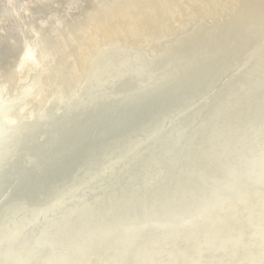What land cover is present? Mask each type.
<instances>
[{"label":"rangeland","instance_id":"374dc122","mask_svg":"<svg viewBox=\"0 0 264 264\" xmlns=\"http://www.w3.org/2000/svg\"><path fill=\"white\" fill-rule=\"evenodd\" d=\"M36 1L39 2L38 0H0V70H2L0 71V97L3 99L7 97L9 102H11V99L14 102L10 103L11 114L16 109L20 108L21 105H28L27 109L20 112L22 114L25 113L21 120L25 117L27 118L23 119L21 122L17 119L20 127H15L17 130H15L16 135L11 141L15 153L11 151V153H9L11 156L9 155L10 157H7V161L4 160L5 158L0 160V165L6 164V166H0V170H3L0 173V203L2 202L0 204V264H19L20 261V263L23 264H164L166 259L163 261L159 253L171 250L176 251L177 247L193 241V238L204 230V225H200L197 229H193L188 227L189 224L213 209V205L215 206L219 203V200L226 198L220 202L230 201L240 196L237 202L241 201L242 205L239 209L237 208V212L241 213L248 211L256 201L260 202L257 211H263L264 194L262 191H264V189L262 191L255 190V192H253L252 187L256 182L252 179L257 177V173H259L261 169H264V85L261 83L264 79H262L260 85L255 88L249 89L246 92L243 90V93L239 94L241 96L234 101L235 103L233 105L230 104L232 102L230 101L223 111L216 114L214 112L215 110H213V106L219 104V96L226 88L222 90L221 86H212L213 88H217L215 92L216 88L213 89L209 87V82L213 81V78L216 76L218 77L217 79L223 78L222 76L226 75L227 71H230L231 68L243 58L245 51L254 46L255 43L253 39L255 40L256 38H254V36L252 37V35L256 32L257 28H259L258 25L256 27L255 23H245L247 22L246 20L243 23L245 27L242 29L243 34L240 32L241 30L237 31L238 34L237 32L235 33V27L232 22H236V16L242 14L236 11L229 14L224 13L223 15L215 14L210 18H206L201 12L195 17L192 15L194 17L193 21L186 26H182L184 24L182 19L194 13L195 8L192 6L190 8L191 13L185 10L183 14H179L176 18L168 19V17H166L164 22H160V26L165 25V23L171 24V30L173 31L167 34V36L159 38L161 36L162 27L159 29L156 28L157 30L150 35L144 36L145 43L140 48L141 50L135 48L137 47L136 45H138L134 41L137 37L129 35H126V37L117 36L114 39L115 41L108 45L105 41H112L113 39L103 34L100 39L101 45L95 51L90 65H88L87 68H81L76 82L71 84V87L68 85L67 88H65L64 84L61 83L62 78L60 74H64L63 72L65 69H68L69 62L64 65V69L59 70L60 73H57V77L53 75L55 71L57 72V70H54L57 63L69 58L72 59L74 56L76 58V55H72L73 53H69V55L63 54L64 56H59L56 53V51L58 52L55 47L56 42H58V38L64 33L61 32L65 29L64 27L66 25L64 24H68V20L71 21L78 17L81 20H77L78 18L74 19V22L72 21V26L77 24L81 26V24L84 23L81 22L83 21L82 19L85 18L83 16H86L87 13H93L95 10H97L98 13L100 12V15L96 14L99 17V21L105 22V18L103 19L105 14L104 7H107L108 3L114 6L117 4L115 0H73L74 2H72V5H69L70 0H41L39 3L41 9L34 12L33 8L37 3ZM221 1L220 4H223L224 0ZM94 2L96 4H93ZM97 2L100 5L102 4L101 7H103L100 8ZM119 2L120 0L118 4ZM133 2L138 1L132 0V3ZM172 2L174 5H188V0H173ZM132 3L128 5L127 8L121 9L122 13H115L114 15H118H116V19L115 16L112 15V17L106 21V30L107 28L108 30L119 28V32L122 30L124 31L123 28L128 23V18L134 14L137 16L138 9H140L135 7V3ZM147 3L149 5H147ZM155 8L156 3L154 1L144 4L146 12L151 11L152 15ZM102 9L103 12L101 11ZM144 16L140 17L139 23L143 20L142 18ZM53 17H58L60 20L65 18L67 22L65 19L64 21L59 20L60 24H58L60 26L57 25L58 28L56 27L54 32L49 31L52 35L47 38L44 37L45 40L43 41L42 38L45 35V31L49 30L47 29V27H49L48 25H50L48 20ZM148 18L151 17L146 16V19ZM76 20L78 22L77 24ZM40 24L44 25V27L40 29L39 34L34 35L30 29H32V27H38ZM191 26L193 27L191 28ZM74 27L76 26H73V28ZM246 29L247 31H253L250 29H254V31L250 32V39L243 43L244 46H241L240 43L244 40V31ZM93 31L94 29H92L91 32ZM97 31L99 32V29H96V32ZM59 32L62 34L60 35ZM42 33L44 34L43 36ZM79 33L80 32L77 34ZM94 33L95 31L91 35H95ZM182 33L184 36L181 35ZM72 36H74L73 33ZM30 37H32V39ZM234 37L236 38L234 39ZM78 38H80V34ZM119 38H124L125 43H117L116 39ZM36 39L42 40L43 45H45V43L48 45L46 44L45 48L43 47L41 50L40 45H36L39 44ZM55 40V45H53V41ZM88 40H90V35H87L85 38L81 37L80 43L77 41L76 44L79 46L81 42L84 41L85 46V44H88ZM154 40H157L159 43L157 45H150ZM33 41L34 44L32 43ZM65 42V44H63L69 49V46H67L69 45L68 41ZM115 42L117 46L116 44L114 45ZM29 43L31 47H29ZM51 44L54 49H56L54 52L56 54L52 52L51 54H53V56L50 54L48 57L52 60L44 62V65H36L37 68H35L32 62L33 59L31 58L38 60V57L35 58L37 54L39 52L44 53L43 50L47 48L51 49ZM163 44L165 45L163 46ZM34 45L35 47L37 46V48H35ZM238 45L239 47H237ZM109 46H111V49H109L110 51H105L104 49ZM38 48L39 50H37ZM28 50H32L33 52L29 54ZM234 50H236V52ZM37 51L39 52L37 53ZM157 52L159 53L158 55ZM21 53L23 54L22 56H20ZM261 54H263V52H261ZM213 55L215 58L211 57ZM60 57L64 58L61 59ZM204 58L207 59V61H205ZM17 60L22 64L17 62ZM57 60L58 62H56ZM209 60L211 62H209ZM125 62H128L127 66L129 71L116 80L113 77L118 73V69L122 68L121 66ZM143 64H145V69L141 70L139 73L133 71L136 65ZM170 65H172V67L163 78L165 80L161 79L158 81L161 83L157 85L158 90L155 89L147 98L140 99V93L142 92L137 91V77H140L141 74H147V72L157 71L160 73L166 66ZM211 65H213L212 68ZM16 66L17 69H14ZM202 66L206 67L204 68ZM19 67L20 70H18ZM186 67L188 69H186ZM197 67L199 70H197ZM12 69L15 71H12ZM3 71L4 74H2ZM7 71L10 72V74ZM95 72L102 73L97 77L95 76V80H93L92 83L89 84L90 87L87 88V78ZM239 72H242V70ZM6 73L9 74V76ZM181 73L185 80L182 79L183 76ZM221 74L224 75L221 76ZM13 75H16V80ZM176 76L179 77L177 78ZM170 77L171 79L168 80ZM173 79L174 81L171 82ZM223 80L224 79H222V81ZM31 81L32 87H30ZM165 81L167 84L163 83ZM150 83H152V81ZM164 84L167 88L163 86ZM22 85H28L27 89H29V87L30 89H24ZM120 87H122V89ZM219 87H221L220 90L218 89ZM21 88L23 89L21 90ZM38 88L44 91L42 95L37 94ZM211 88L214 92L211 90L210 93ZM23 90L24 93L26 92V96ZM201 90L204 91L205 95H202L203 91L201 92ZM6 92H8L9 97L6 95ZM206 93H208L207 96ZM60 94L66 97L59 100ZM197 94L198 97L196 96ZM199 96H201V98ZM196 98L198 101L195 100ZM202 98L204 102L201 100ZM33 101L38 102L35 107H32ZM194 101H196L197 104ZM198 102H201V104L199 105ZM15 105H17L16 108ZM190 105H192V108ZM155 106L158 107L154 108ZM30 107H32V109H30ZM146 107L150 108L147 110ZM188 107H190V109ZM137 108H142L140 109L142 111L138 110V112ZM30 111L32 112V117L28 115ZM127 112L130 113L131 116ZM176 113L178 114L177 116ZM135 115L136 118H133ZM140 115L141 119L139 118ZM120 116L122 118H120ZM171 116L174 117L172 118ZM113 118L117 119L115 120ZM130 119H132V121H130ZM109 121L111 124L115 122L113 123L114 126L113 124L110 125ZM106 122L109 124L107 125ZM186 122H188V127L187 129H183L181 125ZM105 124L107 127L103 128ZM134 124H136V126H134ZM122 125H126L127 128L130 127L132 130ZM111 126L114 128H110ZM116 126H118V128ZM181 127L182 129H180ZM122 129L124 130L123 132ZM119 130L121 133H119ZM95 132L99 135H96V138ZM99 133L102 134L104 138ZM147 133H151L149 137L147 135L145 136ZM154 133L155 135H153ZM2 135L5 136L7 134L2 133ZM241 135H243V137ZM106 136L108 139H106ZM93 137L95 139H92ZM16 141L18 144H15ZM105 141L108 143L105 144ZM6 142L7 141H5V143ZM0 143L2 145L4 141L3 143L0 141ZM139 143H141V146H139ZM19 147L21 149H19ZM37 147L39 149H37ZM126 149H128V151ZM8 150L5 151L9 152ZM31 150L32 153L34 152L35 154H32ZM82 150L85 154L81 152ZM5 151H2L3 153L0 151V155L1 153L5 154ZM128 152L130 153L128 154ZM83 156L85 159L83 158V160H81ZM29 157L33 159L31 160ZM35 157L36 160L34 159ZM78 158L80 159L74 161V159ZM111 159L114 162L112 165L109 164V161L112 162ZM29 160L30 163L28 162ZM24 161L25 164H23ZM40 161L41 163L44 162L42 166L44 165L45 167L42 169V166H39L41 164H38ZM72 161L79 167H75V169V163H72ZM33 162L37 163V165ZM70 164L73 165L71 166ZM36 166L40 168L42 173L40 171L37 173L38 168H36ZM101 166H103V168ZM72 168L73 171H71ZM56 171L58 173L54 174ZM68 171H70V173ZM36 173L39 176L35 175ZM47 173L49 176H47ZM64 173L68 174L63 175ZM33 174L35 180L31 178ZM52 174H54V177ZM98 174H101V177ZM261 175L263 177H260V180L264 181V170ZM18 178L20 179L18 180ZM44 178L47 180H44ZM97 178L100 179L98 180ZM41 179H43V182ZM49 179H51V181H49ZM60 179L61 181L58 182ZM38 180L40 181L38 182ZM10 181L13 183V187ZM22 182H24L23 185L21 184ZM41 182L44 184L46 190L44 187H41ZM84 182L86 184L89 183L86 185ZM16 185H22L21 188L17 187L16 189L18 191V188H20L18 191L20 193L15 190L14 187H16ZM25 186L28 187V189L26 187L27 191H25ZM38 186L39 188L36 191ZM31 187L34 188L35 191ZM55 187L57 188L55 189ZM5 188L10 190L7 191ZM53 188L55 190H53ZM224 190L223 196L220 192ZM24 191L25 195H22ZM30 191L35 193H31ZM218 193L219 195H217ZM10 194L13 195L10 196ZM19 194L21 196H18ZM221 195L223 196L222 198L220 197ZM3 198H5V200H2ZM207 199H212V201ZM32 200H34V202H32ZM8 201L12 202L10 203ZM202 202L204 204H202ZM45 205H47V207ZM44 206L45 208H43ZM216 206L221 207L223 205ZM81 207H87L90 212L84 209L85 214L87 213L85 215ZM1 209L2 211L4 210L5 213L2 212ZM220 210H222V207L217 213H219ZM81 211L83 212L81 213ZM65 216L66 218L68 216L70 219L64 218ZM65 219L66 222H68L67 224H65ZM86 223H88V225ZM76 224H78V226ZM246 224L241 226L242 229H244V231L240 230L241 233H245L248 230H245V228L248 227V223ZM55 226L57 227L55 228ZM61 226H63V229L59 230ZM66 226L69 227V229ZM22 227L24 228L21 229ZM218 228L213 232H215L214 237H218V241H220L223 238V232L221 228ZM3 229L4 235L1 234V230L3 231ZM15 231H17V233H15ZM59 237L61 239H59ZM164 239H168L169 241H164ZM215 240H217V238ZM11 241L13 244H11ZM201 247L202 246L198 245L194 247L195 249H191L189 251L190 253L188 252L183 255L184 257L176 258L173 262H168L166 264H183L187 259L189 260L191 257L197 255L201 251ZM2 248H4V250H2ZM258 249L259 247L256 250L253 248V253L247 260H243L241 255H237L235 259L228 261L227 264H239L240 262H246V264H264V242L260 246V251L263 254L260 255L257 253ZM221 252L223 251H215L213 253V258L222 256ZM259 256H262V258L259 259Z\"/></svg>","mask_w":264,"mask_h":264},{"label":"bare ground","instance_id":"6f19581e","mask_svg":"<svg viewBox=\"0 0 264 264\" xmlns=\"http://www.w3.org/2000/svg\"><path fill=\"white\" fill-rule=\"evenodd\" d=\"M39 2H37L36 4H35V6H34V8H33V11L34 12H37L39 9H41V6L39 5V3L41 2V0H38ZM100 1V0H99ZM102 1V0H101ZM107 1V0H106ZM116 1V4L117 5H111V3L109 4L108 2V4H107V7L105 6L104 7V11H105V14H104V16H103V19L105 20V22H102V21H99V17H98V15H100V12L98 13L97 12V10H95L93 13L91 12V11H89V12H91V13H87L86 14V16L84 15L83 17H85L84 19H82L83 21H81V22H84L83 24H81V26L80 25H78L77 23V20H79L80 18H74V19H77L76 20V24L78 25V26H80V27H78L77 25H73V26H76V27H74L73 28V26H72V23L74 22L73 20H68V24H64V25H66L64 28V30L63 31H61V32H59V34L61 35H59L60 37L58 38V42H56V37H55V41H53V43L54 42H56V49L58 50V52L56 51V49H54V47L52 46V41H51V49L50 48H47L46 50H43L44 51V53H41V52H39V51H37V56L35 57V58H39L38 60H36V59H34V58H31V59H33L32 60V62L34 63L33 64V66H35V68H37L36 67V65H39V64H43L44 62H46V61H48V60H52V59H50V58H48L49 56H50V54L53 52H55L56 51V53H57V55H59V56H62L63 54H68L69 55V53L70 54H72L73 56L74 55H76V58H75V56L74 57H72V59L71 58H69V59H66V60H62L61 61V59L62 58H64V57H60L61 59H60V61L61 62H59V63H57V65L55 66V68H54V70H57V72L55 71H53L54 72V76H56L57 75V73L59 74L60 72H59V70L61 69H64L65 68V64L66 63H68L69 65H68V69L66 70L65 69V71L63 72L64 74H60V77L62 78V80H61V83H63L64 84V86H65V88H67V86L69 85L70 87H71V84H74L75 82H76V80H77V78L79 77V73H80V69L81 68H87V66L88 65H90V61H91V59H92V57L94 56V54H95V51L97 50V48L101 45L100 44V39L102 38V36H103V34H105V35H108L109 37H112L111 39H113L112 41H109V40H106L105 41V43L107 42V44L108 45H110V44H112V42H114L115 40V38L117 37V36H125L126 37V35H129V36H133V37H137L134 41L138 44V45H136L137 47H135V48H138V49H140L141 47H142V45L145 43V39H144V36H147V35H150L152 32H154L155 30H157V29H159V28H161L162 27V30H161V36L159 37V38H161V37H164V36H167V34H169V33H171L173 30H171V24L169 25V24H166L165 23V25H163L164 26V28H163V26H160V22H164V20L166 19V17H168V19L169 18H176V17H178V15L179 14H183L184 12H185V10H188V12L190 11V13H191V10H190V8L193 6L195 9H194V13L193 14H188L189 16L187 17V18H183L182 20V22L184 23H182L183 25L182 26H186L187 24H189L191 21H193V19H194V17L196 16V15H198L199 13H203L204 14V16L206 17V18H210L211 16H213V15H215V14H229V13H234V12H236V11H238V12H241L242 14H238L237 16H236V18H237V21L235 22H232V24L234 25V27H235V33L237 32V31H239V30H241L240 32H242V29H244L245 27H244V21H246L247 20V22H245V23H251V24H253V23H255L256 24V27H257V25H258V27L259 28H257V30H256V28H255V30H256V32H254L253 33V35H252V37L254 36V38H256L255 40L253 39V41H254V46L253 47H251L249 50H247V51H245V53H244V56H243V58L241 59V60H239V62H237L234 66H233V68H231V70L230 71H227V73H226V75H224V74H221V76L222 75H224V76H222L223 78H219V79H217L218 77L216 76L215 78H213V81H208L209 82V87H212V86H221L222 87V90H225L224 88H226V90L225 91H223V93L219 96V99H218V102H219V104H217V105H215V106H213L214 107V109L213 110H215L214 112H215V114L216 113H218V112H220V111H223L224 109H225V106L230 102V101H232L230 104H234L235 102V100H237L241 95H239V94H242L243 93V90L246 92V91H248L249 89H252V88H255L256 86H258V85H260V81H262V79H264V0H224V3L223 4H220L222 1L221 0H188V5H184V6H182V4H181V6L180 5H177V4H173V0H133V1H138V2H133L132 3V0H120V2H119V4H118V1L119 0H115ZM150 1H154L155 3H156V8L153 10V15H152V12L150 11V12H146V10L144 9V4L146 3V2H150ZM72 2H74L73 0H70L69 1V5H72ZM140 2V3H139ZM180 2V1H179ZM182 2H186V1H182ZM113 3V2H112ZM131 3L132 4H134L135 3V7H137V8H140V9H138L139 11H138V14H137V16H135L136 14H134L133 16H131V17H129L128 18V23L125 25V27L123 28L124 29V31L122 30L121 32H119V28H116V29H109L108 30V28H107V30H106V21L107 20H109L111 17H112V15H114L115 13H118V12H121V9H124L125 7L127 8V6L128 5H131ZM93 4H96L95 2L93 3ZM97 4H99L98 2H97ZM105 4V3H104ZM40 7H39V6ZM100 5V4H99ZM99 5H96V6H99ZM102 5V4H101ZM101 5H100V8H102L101 7ZM119 5V6H118ZM147 5H149L148 3H147ZM118 7H121V8H118ZM92 9V8H91ZM97 9H98V7H97ZM61 10V9H60ZM93 11V10H92ZM102 12H103V9L101 10ZM123 11H125V10H123ZM155 11V12H154ZM15 13V12H14ZM122 13V12H121ZM96 14H98V15H96ZM102 14V13H101ZM144 14H145V16H144ZM151 14V15H150ZM117 15V14H116ZM116 15H114L115 16V19H116ZM120 15V14H119ZM123 15H125V14H123ZM194 17H193V16ZM18 16V15H17ZM62 16V15H61ZM71 16V15H70ZM118 16V15H117ZM142 16H144L142 19L143 20H141V22L139 23V20H140V17H142ZM146 16H148V17H151V18H148V19H146ZM226 16V15H225ZM229 16V15H228ZM234 16H235V14H234ZM25 17V16H24ZM81 17H82V15H81ZM214 18V17H213ZM226 18H228V17H226ZM235 18V19H236ZM64 19L65 18H62L61 20H63L64 21ZM102 19V18H101ZM145 19V20H144ZM59 18L58 17H53L52 19L50 18L49 20H48V22L50 23V25H48L49 27H47V29H49V30H46L45 31V35L42 33V36H43V38L41 37V36H39V37H41L42 38V40L44 41L45 40V38H47L48 36L50 37L51 35H52V33H50L49 31H51V32H54V30L56 29V27L58 28V26L57 25H59L60 24V22H59ZM60 20V21H61ZM81 20V19H80ZM163 20V21H162ZM172 20V19H171ZM222 20V19H221ZM224 20H225V18H224ZM65 21H66V19H65ZM73 21V22H72ZM196 21H198V20H196ZM203 21V20H202ZM211 21V20H210ZM67 22V21H66ZM208 22V21H207ZM220 22V21H219ZM59 23V24H58ZM63 23V22H62ZM65 23V22H64ZM80 23V22H79ZM222 23V22H221ZM42 24H44V23H42ZM75 24V23H74ZM155 24V25H154ZM226 24V23H225ZM230 24V23H229ZM45 25V24H44ZM44 25H38V27H32V29H30V30H32V32L34 33V35L35 34H39V32H40V29L42 28V27H44ZM62 25V24H61ZM193 25V24H192ZM194 25H195V23H194ZM206 25V24H205ZM209 25V24H208ZM223 25H224V23H223ZM60 26V25H59ZM232 26V25H231ZM111 27V26H110ZM165 27H168V28H165ZM193 26H191V28H192ZM221 27V26H220ZM255 27V26H254ZM61 28V27H60ZM157 28V29H156ZM45 29H46V27H45ZM62 29H63V27H62ZM62 29H59V30H62ZM92 29H94V31H95V35H91L93 32H91L92 31ZM96 29H99V32L97 31L96 32ZM168 29V30H167ZM172 29H173V27H172ZM196 29V28H195ZM58 30V29H57ZM113 30V31H112ZM188 30V29H187ZM250 30H253L254 31V29H250ZM220 31V30H219ZM244 31V30H243ZM253 31H247V29L244 31V40L240 43V45L242 46L243 45V43H245L247 40H249L250 39V32H253ZM78 32H80L79 34H80V38L82 37H86L87 35L89 36L90 35V40H88V44H85V46H84V41L83 42H81V44L78 46L76 43H77V41L80 43V38H78V36H79V34H77ZM190 32V31H189ZM232 32V31H231ZM239 32V33H240ZM57 33V32H56ZM72 33L74 34V36H72ZM198 33V32H197ZM233 33V32H232ZM76 34H77V36H76ZM221 34H223V33H221ZM237 34H238V32H237ZM241 34V33H240ZM242 34H243V32H242ZM55 35V34H54ZM182 36H184L183 35V33L181 34ZM233 35V34H232ZM64 36H65V38H64ZM231 36V35H230ZM238 36V35H237ZM236 36V37H237ZM45 37V38H44ZM58 37V36H57ZM187 37V36H186ZM236 37H234V39L236 38ZM31 39H32V37H30ZM176 38H177V36H176ZM179 38V37H178ZM183 38V37H182ZM193 38V37H192ZM248 38V39H247ZM50 39V38H49ZM87 39V38H86ZM180 39H181V37H180ZM187 39V38H186ZM213 39V38H212ZM215 39V38H214ZM232 39V38H231ZM230 39V40H231ZM233 39V40H234ZM37 40V39H36ZM42 40H37L38 41V43L39 44H36V45H40V48H41V50L43 49V47L45 48V45L47 44V43H45V45H43V41ZM54 40V39H53ZM32 41V40H31ZM40 41V42H39ZM48 41V40H47ZM46 41V42H47ZM65 41H68V44L69 45H67V46H69L68 48L69 49H67V47H65V43H67V42H65ZM161 41V40H160ZM201 41V40H200ZM203 41V40H202ZM227 41V40H226ZM235 41V40H234ZM65 42V43H64ZM116 42L117 43H125V39L124 38H119V39H116ZM116 42L114 43V45L116 44ZM213 42V41H212ZM31 43V42H30ZM29 43V44H30ZM33 44H34V41L32 42ZM31 43V44H32ZM64 43V44H63ZM78 43V44H79ZM159 42L157 41V40H154V41H152V43L150 44V45H157ZM162 43V42H161ZM192 43V42H191ZM214 43V42H213ZM216 43H217V41H216ZM225 43V42H224ZM28 44V45H29ZM31 44H30V46L29 47H31ZM32 44V45H33ZM103 44V43H102ZM169 44V43H168ZM203 44V43H202ZM226 44V43H225ZM253 44V43H252ZM48 45V44H47ZM53 45H55V43L53 44ZM64 45V46H63ZM146 45V44H145ZM148 45V44H147ZM165 44H163V46H164ZM216 45V44H215ZM214 45V46H215ZM219 45V44H218ZM236 45V44H235ZM246 45V44H245ZM26 46V45H25ZM116 46H117V44H116ZM173 46V45H172ZM211 46V45H210ZM217 46V45H216ZM224 46V45H223ZM227 46V45H226ZM230 46V45H229ZM244 46V45H243ZM33 47V46H32ZM34 47H35V45H34ZM49 47H50V44H49ZM53 47V48H52ZM150 47V46H149ZM212 47V46H211ZM237 47H239V45L237 46ZM35 48H37V46L35 47ZM134 48V49H135ZM175 48V47H174ZM188 48V47H187ZM221 48V47H220ZM227 48H229V47H227ZM234 48V47H233ZM50 49V50H49ZM103 49V48H102ZM109 49H111V46H109V47H106L104 50L105 51H107V50H109ZM149 49V48H148ZM159 49V48H158ZM167 49V48H166ZM217 49V48H216ZM223 49H225V48H223ZM231 49V48H230ZM230 49H228V50H230ZM32 50H34V49H32ZM32 50H28L29 51V54H31L33 51ZM37 50H39V48L37 49ZM121 50V49H120ZM129 50H130V48H129ZM141 50V49H140ZM155 50H156V48H155ZM110 51V50H109ZM126 51V50H125ZM158 51V50H157ZM221 51V50H220ZM235 52H236V50H234ZM22 52V51H21ZM26 52H27V50H26ZM35 52H36V50H35ZM166 52V51H165ZM205 52V51H204ZM239 52H241V51H239ZM243 52V51H242ZM261 52H263V54H261ZM56 53H54V54H56ZM105 53V52H104ZM107 53V52H106ZM120 53V52H119ZM161 53V52H160ZM226 53V52H225ZM227 53H229V52H227ZM232 53V52H231ZM27 54V53H26ZM97 54V53H96ZM111 54V53H110ZM153 54V53H152ZM159 53L157 52V55H158ZM222 54V53H221ZM239 54V53H238ZM259 54H261V55H259ZM23 54L21 53V55L20 56H22ZM34 55V54H33ZM40 57H39V56ZM52 56H53V54H51ZM191 55V54H190ZM223 55V54H222ZM35 56V55H34ZM64 56V55H63ZM110 56H112V55H110ZM150 56V55H149ZM152 56H154V55H152ZM160 56V55H159ZM214 56V55H213ZM213 56H211L212 58H215V56L213 57ZM216 56H218V55H216ZM26 57H27V55H26ZM65 57H67V56H65ZM116 57V56H115ZM131 57V56H130ZM156 57V56H155ZM230 57V56H229ZM239 57V56H238ZM28 58V57H27ZM26 58V59H27ZM30 58V57H29ZM101 58V57H100ZM132 58V57H131ZM152 58V57H151ZM221 58H223V57H221ZM221 58H220V60H221ZM225 58V57H224ZM20 59V58H19ZM18 59V60H19ZM54 59H55V57H54ZM179 59V58H178ZM189 59V58H188ZM203 59V58H202ZM205 59V58H204ZM17 60V62H20L21 61V59H20V61H18ZM105 60V59H104ZM112 60V59H111ZM117 60V59H116ZM146 60H147V58H146ZM151 60V59H150ZM211 60V59H210ZM209 60V62H211ZM236 60V59H235ZM99 61V60H98ZM132 61V60H131ZM205 61H207V59H205ZM213 61V60H212ZM215 61V60H214ZM218 61V60H217ZM22 62V61H21ZM20 62V63H21ZM29 62V61H28ZM56 62H58V60L56 61ZM156 62V61H155ZM24 63V62H23ZM48 63V62H47ZM116 63V62H115ZM127 63L128 62H125L121 67L122 68H120V69H118L119 71H118V73H116V75L113 77V78H115L116 80L117 79H119L123 74H126V72H128L129 70H128V66H127ZM207 63V62H206ZM22 64V63H21ZM28 64V63H27ZM31 64V63H30ZM160 64V63H159ZM199 64H200V62H199ZM199 64H197V65H199ZM211 64V63H210ZM215 64V63H214ZM16 65V64H15ZM17 65H18V63H17ZM44 65V64H43ZM194 65H196V64H194ZM20 66V65H19ZM190 66V65H189ZM212 66L213 65H211V68H212ZM25 67V66H24ZM171 67H172V65H170V66H166L164 69H163V71L162 72H160V73H158L157 71H153V72H147V74L145 73V74H141V76L140 77H137V81H138V90L137 91H139V92H142V93H140V95H141V97H140V99H145V98H147V96L152 92V91H154L155 89H157V85L158 84H161L160 82H158V81H160L161 79H163L164 77H165V75H166V73H167V71H169L170 69H171ZM194 67V66H193ZM201 67V66H200ZM202 67H204V66H202ZM206 67V66H205ZM204 67V68H205ZM209 67H210V65H209ZM196 68V67H195ZM198 68V67H197ZM203 68V69H204ZM208 68V67H207ZM14 69H17V66H16V68L14 67ZM14 69H12V71L14 70ZM31 69V68H30ZM103 69H105V68H103ZM143 69H145V64H143V65H136L135 67H134V70L133 71H136V72H140L141 70H143ZM186 69H188L187 67H186ZM18 70H20V67L18 68ZM22 70V69H21ZM189 70L191 71V69L189 68ZM192 70H194V69H192ZM197 70H199V68L197 69ZM202 70V69H201ZM242 70V72H239V71H241ZM0 71H2V70H0ZM15 71V70H14ZM186 71H188V70H186ZM8 72V71H7ZM17 72V71H16ZM62 72V71H61ZM104 72V71H103ZM189 72V71H188ZM199 72V71H198ZM238 72H239V74H238ZM9 74H10V72H8ZM13 73V72H12ZM18 73V72H17ZM100 73H102V72H95V73H93V74H91L87 79V83H86V85L88 86L87 88H89L90 87V85L89 84H91L92 83V81L93 80H95L94 78H96L97 76H99L100 75ZM171 73V72H170ZM169 73V74H170ZM178 73V72H177ZM182 73H183V70H182ZM182 73H181V75H182ZM223 73H225V72H223ZM2 74H4V71H3V73ZM7 74V73H6ZM9 74H7L8 76H9ZM15 74V73H14ZM137 74V73H136ZM178 74H180V73H178ZM177 74V75H178ZM185 74V73H184ZM7 75H5V76H7ZM105 75H107V74H105ZM181 75H179V76H181ZM238 75H239V77H238ZM14 76V75H13ZM16 76V75H15ZM15 76H14V78H15ZM96 76V77H95ZM126 76V75H125ZM178 76V77H179ZM183 76V75H182ZM181 76V77H182ZM0 77H1V75H0ZM49 77V76H48ZM51 77V76H50ZM57 77V76H56ZM59 77V78H60ZM177 77V76H176ZM177 77V78H178ZM187 77V76H186ZM52 78V77H51ZM125 78V77H124ZM175 78V77H174ZM6 79V78H5ZM4 79V80H5ZM20 79V78H19ZM50 79V78H49ZM122 79V78H121ZM153 79V80H152ZM169 79H171V77L170 78H168V80ZM183 80H185L184 79V76H183V78H182ZM195 79V78H194ZM210 79V78H209ZM222 79H224L223 81H222ZM15 80H16V78H15ZM51 80V79H50ZM163 80H165V79H163ZM180 80H181V78H180ZM219 80V81H218ZM7 81V80H6ZM44 81V80H43ZM49 81V80H48ZM114 81V80H113ZM122 81V80H121ZM152 81V83H150ZM174 81V79L173 80H171V82H173ZM131 82H133V81H131ZM168 82V81H167ZM182 82V81H181ZM2 83H3V81H2ZM7 83V82H6ZM8 83H9V81H8ZM45 83V82H44ZM115 83H116V81H115ZM148 83H150L149 85H147ZM163 83H165V84H167L166 83V81L165 82H163ZM183 83V82H182ZM263 85H264V81L263 82H261ZM32 81L30 82V87H32ZM114 84V83H113ZM165 84L163 85V86H165ZM18 85V84H17ZM39 85V84H38ZM136 85V84H135ZM168 85H169V83H168ZM170 85H171V83H170ZM2 86V85H1ZM118 86V85H117ZM116 86V87H117ZM162 86V85H161ZM160 86V87H161ZM162 86V87H163ZM182 86V85H181ZM21 87V86H20ZM22 87H24V89H27V87H28V85H22ZM30 87H29V89H30ZM36 87V86H35ZM113 87V86H112ZM132 87V86H131ZM136 87V86H135ZM166 87V86H165ZM175 87V86H174ZM180 87V86H179ZM199 87V86H198ZM204 87V86H203ZM221 87H219L218 89L220 90V88ZM18 88V87H17ZM121 89H122V87H120ZM119 88V89H120ZM167 88V87H166ZM168 88H169V86H168ZM195 88V87H194ZM213 88V87H212ZM212 88L210 89V93H211V90H212ZM216 88V87H215ZM215 88H213V89H215ZM4 89V88H3ZM6 89V88H5ZM14 89V88H13ZM23 88H21V90H22ZM29 89H27V90H29ZM40 88H38L37 89V94L38 95H42L43 93H44V91L42 90V89H40ZM43 89H44V87H43ZM110 89V88H109ZM133 89V88H132ZM161 89V88H160ZM162 89H164V88H162ZM170 89H171V87H170ZM209 89V88H208ZM263 89H264V87H263ZM15 90H16V88H15ZM19 90V89H18ZM158 90V89H157ZM165 90V89H164ZM169 90V89H168ZM218 90V91H219ZM12 91V90H11ZM14 91V90H13ZM195 91V90H194ZM203 90H201V92H202ZM209 91V90H208ZM217 91V88H216V90H215V92ZM16 92V91H15ZM14 92V93H15ZM31 92V91H30ZM128 92V91H127ZM156 92V91H155ZM206 92H207V88H206ZM212 92H214L213 90H212ZM221 92V91H220ZM10 93V92H9ZM19 93V92H18ZM21 93H22V91H21ZM23 93H24V90H23ZM26 93V92H25ZM25 93H24V95H25ZM28 93V92H27ZM13 94V93H12ZM30 94V93H29ZM170 94V93H169ZM173 94V93H172ZM177 94V93H176ZM200 94V93H199ZM207 94L208 93H206V96H207ZM1 95V94H0ZM6 95L8 96V92H6ZM5 95V96H6ZM27 95V94H26ZM25 95V96H26ZM202 95H205L204 94V91L202 92ZM201 95V96H202ZM211 95V94H210ZM16 96H18V95H16ZM16 96H14V97H16ZM20 96V95H19ZM111 96V95H110ZM117 96V95H116ZM197 97H198V94L196 95ZM201 96H199L200 98H201ZM9 97V96H8ZM66 96H64L63 94L61 95L60 94V97H59V100L60 99H64ZM209 97V96H208ZM217 97H218V94H217ZM217 97H215V98H217ZM11 98H13V97H11ZM10 98V99H11ZM18 98V97H17ZM22 98V97H21ZM167 98V97H166ZM180 98V97H179ZM189 98V97H188ZM200 98H199V100H200ZM206 98V97H205ZM8 98L6 97V99H3V98H1L0 97V141H2V143H3V141H4V144H2L1 145V143H0V151L2 152V151H5V150H8L9 149V147H10V149H13L12 148V144H11V141L13 140V138H14V136L16 135V128L15 127H20L19 125H18V123L19 122H17L18 120L21 122L23 119H25V118H27V117H25V118H23L22 120H21V118L24 116V114H22V113H20V112H23V110L24 109H27V107H28V105L27 104H24L23 106L21 105L20 106V108H18V109H16L15 111H14V109H13V111L14 112H12V114H11V112H10V103H12L13 101H12V99H11V102H9L8 100H7ZM171 99H172V97H171ZM177 99V98H176ZM214 99V98H213ZM248 99V98H247ZM103 100H105V99H103ZM194 100V99H193ZM195 100H197V98L195 99ZM201 100H203V98L201 99ZM8 101V102H7ZM15 101V100H14ZM74 101V100H73ZM148 101V100H147ZM176 101V100H175ZM192 101V100H191ZM198 101V100H197ZM216 101V100H215ZM214 101V102H215ZM7 102V103H6ZM141 102V101H140ZM166 102V101H165ZM169 102V101H168ZM196 104H197V102L196 101H194ZM203 102H204V100H203ZM217 102V101H216ZM14 103V102H13ZM49 103V102H48ZM161 103V102H160ZM170 103V102H169ZM186 103V102H185ZM187 103H189V102H187ZM207 103V102H206ZM38 104V102L37 101H33L32 102V107H35V105H37ZM173 104V103H172ZM198 104L200 105L201 104V102H198ZM205 104V103H204ZM203 104V105H204ZM211 104V103H210ZM142 105V104H141ZM166 105H167V103H166ZM184 105V104H183ZM189 105V104H188ZM192 105H194V104H192ZM192 105H190L191 106V108H192ZM16 106L17 105H15V108H16ZM45 106V105H44ZM126 106V105H125ZM158 106H159V104H158ZM158 106H155L154 108H157ZM161 106H163V105H161ZM184 106H186V105H184ZM195 106V105H194ZM32 107H30V109H32ZM52 107V106H51ZM120 107V106H119ZM165 107H167V106H165ZM187 107V106H186ZM207 107V106H206ZM41 108V107H40ZM56 108V107H55ZM92 108V107H91ZM98 108H99V106H98ZM115 108V107H114ZM144 108V107H143ZM148 108H150V107H148ZM148 108L146 107V109L148 110ZM162 108H164V107H162ZM183 108V107H182ZM189 109H190V107H188ZM188 108H186V109H188ZM197 108V107H196ZM42 109V108H41ZM140 109H142V108H140ZM140 109H138L137 108V111L138 110H140ZM145 109V110H146ZM164 109H166V108H164ZM184 109V108H183ZM185 109V110H186ZM200 109V108H199ZM203 109V108H202ZM96 110V109H95ZM114 110V109H113ZM155 110V109H154ZM162 110V109H161ZM160 110V111H161ZM198 110V109H197ZM117 111V110H116ZM140 111H142V110H140ZM143 111H144V109H143ZM150 111V110H149ZM157 111V110H156ZM155 111V112H156ZM159 111V110H158ZM164 111V110H163ZM176 111V110H175ZM262 111V110H261ZM10 112V113H9ZM50 112V111H49ZM130 112V111H129ZM139 112V111H138ZM152 112V111H151ZM150 112V113H151ZM189 112H190V110H189ZM188 112V113H189ZM128 113V112H127ZM126 113V114H127ZM142 113H144V112H142ZM141 113V114H142ZM149 113V114H150ZM186 113V112H185ZM187 113V114H188ZM128 114H130V113H128ZM158 114V113H157ZM28 115H29V117H32L33 115H32V112L30 111V112H28ZM37 115V114H36ZM137 115H138V113H137ZM178 114L176 113V116H177ZM109 116V115H108ZM126 116V115H125ZM130 116H131V114H130ZM147 116V115H146ZM145 116V117H146ZM150 116V115H149ZM175 116V117H176ZM212 116H213V111H212ZM261 116V115H260ZM100 117H102V116H100ZM117 117V116H116ZM172 117V116H171ZM174 117V116H173ZM172 117V118H173ZM255 117V116H254ZM94 118V117H93ZM108 118V117H107ZM120 118H122L121 116H120ZM124 118V117H123ZM128 118V117H127ZM133 118H136V115H135V117H133ZM139 118L141 119V115L139 116ZM139 118H138V120H139ZM143 118V117H142ZM172 118H171V120H172ZM18 119V120H17ZM113 119H117V118H113ZM145 119V118H144ZM178 119V118H177ZM114 120V121H115ZM120 120V119H119ZM124 120V119H123ZM129 120V119H128ZM134 120V119H133ZM90 121V120H89ZM97 121V120H96ZM101 121V120H100ZM110 121H113V120H110ZM110 121H109V123H110ZM130 121H132V119H130ZM143 121V120H142ZM176 121V120H175ZM87 122V121H86ZM108 122V121H107ZM106 122V124L108 125L109 123H107ZM119 122V121H118ZM117 122V123H118ZM124 122V121H123ZM136 122V121H135ZM134 122V123H135ZM169 122H171V121H169ZM113 123H115V122H112V124ZM127 123V122H126ZM125 123V124H126ZM178 123H179V121H178ZM188 122H186V123H183L181 126L183 127V129L184 128H186L187 129V127H188V124H187ZM106 124L104 125L105 127H103V128H106L107 126H106ZM111 123H110V125H112ZM118 124H120V123H118ZM133 124V123H132ZM173 124H174V122H173ZM30 125V124H29ZM100 125H101V123H100ZM131 125V124H130ZM163 125V124H162ZM113 126H114V124H113ZM122 126H124V125H122ZM129 126V125H128ZM134 126H136V124H134ZM7 127V128H6ZM101 127V126H100ZM117 128H118V126H116ZM121 127V126H120ZM120 127H119V129H120ZM124 127H126V125L124 126ZM166 127V126H165ZM182 127L180 128V129H182ZM75 128V127H74ZM97 128H99V127H97ZM109 128V127H108ZM110 128H112V126L110 127ZM110 128H109V130H110ZM114 128V127H113ZM112 128V129H113ZM123 128V127H122ZM127 128V127H126ZM126 128H125V130H126ZM128 128H130V127H128ZM127 128V129H128ZM86 129V128H85ZM92 129V128H91ZM99 129H101V128H99ZM98 129V130H99ZM131 129V128H130ZM130 129H129V132H130ZM135 129V128H134ZM154 129V128H153ZM158 129V128H157ZM8 130V131H7ZM16 130V131H15ZM97 130V129H96ZM107 130V129H106ZM132 130V129H131ZM164 130H165V128H164ZM167 130V129H166ZM169 130V129H168ZM124 130L122 129V132H123ZM153 131V130H152ZM158 131V130H157ZM36 132V131H35ZM98 132V131H97ZM103 132V131H102ZM126 132V131H125ZM164 132V131H163ZM2 133L3 134H7V135H5V136H3L2 135ZM32 133V132H31ZM79 133V132H78ZM77 133V134H78ZM90 133V132H89ZM94 133V132H93ZM119 133H121V131L119 130ZM247 133V132H246ZM33 134V133H32ZM35 134V133H34ZM69 134V133H68ZM100 134V133H99ZM117 134V133H116ZM151 134V133H150ZM150 134H145V136L147 135L148 137H149V135ZM157 134V133H156ZM159 134H161V133H159ZM23 135V134H22ZM31 135V134H30ZM91 135V134H90ZM93 135V134H92ZM96 135L97 136H99L98 134H96V132H95V138H96ZM100 135H102V134H100ZM106 135H108V134H106ZM118 135V134H117ZM153 135H155V133L153 134ZM158 135V134H157ZM13 136V137H12ZM19 136V135H18ZM88 136V135H87ZM109 136V135H108ZM111 136L113 137V135L111 134ZM115 136V135H114ZM119 136V135H118ZM242 137H243V135H241ZM46 137H48V136H46ZM102 137L104 138V136L102 135ZM101 137V138H102ZM110 137V136H109ZM111 137V138H112ZM141 137H143V136H141ZM246 137V136H245ZM68 138V137H67ZM89 138V137H88ZM94 137L92 138V139H95ZM145 138V137H144ZM147 138V137H146ZM39 139V138H38ZM60 139V138H59ZM90 139V138H89ZM100 139V138H99ZM106 139H108L107 138V136H106ZM151 139V138H150ZM66 140V139H65ZM104 140V139H103ZM117 140H119V139H117ZM132 140V139H131ZM139 140H141V139H139ZM227 140V139H226ZM5 141H7L6 143H5ZM84 141V140H83ZM97 141H98V139H97ZM137 141H138V139H137ZM225 141V140H224ZM223 141V142H224ZM232 141V140H231ZM71 142V141H70ZM99 142V141H98ZM106 142V141H105ZM126 142V141H125ZM139 142V141H138ZM65 143V142H64ZM108 142H106L105 144H107ZM143 143V142H142ZM6 144V145H5ZM15 144H18L17 143V141H16V143ZM71 144V143H70ZM133 144H134V142H133ZM137 144V143H136ZM141 143H139V146H141L140 145ZM21 145V144H20ZM75 145V144H74ZM96 145H98V144H96ZM100 145H101V143H100ZM138 145V144H137ZM143 145V144H142ZM17 146V145H16ZM52 146V145H51ZM62 146V145H61ZM102 146V145H101ZM104 146V145H103ZM21 147V146H20ZM19 147V149H21ZM92 147V146H91ZM138 147V146H137ZM23 148V147H22ZM47 148V147H46ZM90 148V147H89ZM94 148V147H93ZM98 148V147H97ZM108 148V147H107ZM130 148H132V147H130ZM5 149V150H4ZM8 150L9 152H7V151H5L4 153L5 154H2L1 153V155H0V160H3L4 158V160H8V158L11 156L9 153H11V151H15V149H13V150ZM37 149H39L38 147H37ZM101 149V148H100ZM129 149V148H128ZM128 149H126L127 151H128ZM213 149V148H212ZM43 150H44V148H43ZM54 150V149H53ZM89 150V149H88ZM131 150V149H130ZM34 151V150H33ZM49 151V150H48ZM85 151V150H84ZM81 152H83V150L81 151ZM87 152V151H86ZM93 152V151H92ZM95 152V151H94ZM15 153V152H14ZM29 153V152H28ZM28 153H27V156H28ZM31 153H32V150H31ZM34 153V152H33ZM32 153V154H33ZM48 153V152H47ZM68 153V152H67ZM84 153V152H83ZM116 153V152H115ZM127 153V152H126ZM130 152H128V154H129ZM35 154V153H34ZM72 154V153H71ZM82 154V153H81ZM85 154V153H84ZM88 154V153H87ZM10 155V156H9ZM39 155V154H38ZM66 155V154H65ZM73 155V154H72ZM83 155V154H82ZM90 155V154H89ZM99 155V154H98ZM14 156V155H13ZM18 156V155H17ZM31 156V155H30ZM37 156V155H36ZM48 156V155H47ZM64 156V155H63ZM8 157V158H7ZM52 157V156H51ZM78 157H79V155H78ZM123 157V156H122ZM30 158V157H29ZM29 158H27V159H29ZM37 158H38V156H37ZM61 158V157H60ZM67 158V157H66ZM69 158V157H68ZM83 158H84V156L81 158V160H83ZM115 158V157H114ZM31 159V158H30ZM33 159V158H32ZM31 159V160H32ZM35 160H36V157L34 158ZM58 159V158H57ZM56 159V160H57ZM80 158H78V159H74V161H76V160H79ZM85 159V158H84ZM34 160V161H35ZM38 160V159H37ZM40 160V159H39ZM44 160V159H43ZM42 160V161H43ZM53 160H54V157H53ZM55 160V161H56ZM70 160V159H69ZM68 160V161H69ZM71 160H72V158H71ZM112 160V159H111ZM115 160V159H114ZM119 160H120V158H119ZM19 161V160H18ZM49 161V160H48ZM121 161V160H120ZM29 163H30V160L28 161ZM35 162H37V161H35ZM35 162H33L34 164H36L37 165V163H35ZM46 162V161H45ZM94 162V161H93ZM108 162V161H107ZM106 162V163H107ZM110 162V163H109ZM108 163L110 164V165H112V164H114V162H113V160H112V162L111 161H109ZM41 164V165H39V166H42V163L44 164V162H42L41 163V161L40 162H38V164ZM72 163H75V162H73L72 161ZM23 164H25V161L23 162ZM34 164H33V166H34ZM46 164V163H45ZM65 164H67V163H65ZM81 164H82V161H81ZM80 164V165H81ZM1 165H3V166H6V164H1ZM0 165V166H1ZM9 165V164H8ZM26 165H28V164H26ZM32 165V164H31ZM58 165H61V164H58ZM71 166L73 165V164H70ZM78 165H79V163H78ZM88 165V164H87ZM86 165V166H87ZM106 165H108V164H106ZM105 165V166H106ZM29 166V165H28ZM27 166V167H28ZM64 166V165H63ZM104 166V165H103ZM103 166H101L102 168H103ZM12 167V166H11ZM22 167V166H21ZM43 167H45L44 165L41 167V169L43 168ZM57 167V166H56ZM61 167V166H60ZM65 167V166H64ZM75 167H79V166H77L76 165V163H75V166H74V168ZM100 167V168H101ZM108 167V166H107ZM2 168V167H1ZM29 168V167H28ZM33 168V167H32ZM36 168H38V170H37V173L40 171V168L39 167H37L36 166ZM35 168V169H36ZM62 168V167H61ZM71 168V167H70ZM83 168V167H82ZM106 168V167H105ZM105 168H104V170H105ZM2 169H5L4 167L2 168ZM21 169V168H20ZM23 169V168H22ZM54 169V168H53ZM65 169H67V168H65ZM76 169V168H75ZM110 169V168H109ZM7 170V169H6ZM29 170V169H28ZM56 170V169H55ZM61 170V169H60ZM68 170V169H67ZM66 170V171H67ZM70 170V169H69ZM101 170V169H100ZM264 169H261L260 170V172L259 173H257V177L256 178H254V179H252L254 182H256V183H254L253 184V187H252V190H253V192H255V190H257V191H262L263 189H264V181L263 180H260L263 176L261 175L262 174V171H263ZM3 171V170H2ZM1 170H0V173L2 172ZM11 171V170H10ZM46 171V170H45ZM51 171H54V170H51ZM62 171V170H61ZM65 171V172H66ZM71 171H73V168H72V170ZM109 171V170H108ZM28 172H32V171H28ZM34 172V171H33ZM41 172V171H40ZM63 172V171H62ZM69 173H70V171H68ZM98 172H99V170H98ZM104 172V171H103ZM105 172H106V170H105ZM187 172V171H186ZM8 173H9V171H8ZM13 173H14V171H13ZM37 173L35 174V175H37ZM42 173V172H41ZM46 173V172H45ZM56 173H58L57 171L56 172H54V174H56ZM19 174H20V172H19ZM48 174V173H47ZM50 174H51V172H50ZM54 174H52L53 175V177H54ZM68 173H64L63 175H67ZM72 174V173H71ZM186 174V173H185ZM26 175V174H25ZM70 175V174H69ZM99 176L101 175V174H98ZM7 176V175H6ZM9 176H11V175H9ZM14 176V175H13ZM21 176V175H20ZM37 176H39V175H37ZM36 176V177H37ZM45 176H46V174H45ZM45 176H43V177H45ZM47 176H49V174L47 175ZM15 177V176H14ZM24 177V176H23ZM23 177H22V179H23ZM28 177V176H27ZM96 177V176H95ZM101 177V176H100ZM183 177V176H182ZM261 177V178H260ZM1 178V177H0ZM8 178H10V177H8ZM32 179H34L35 177H34V174H33V177H31ZM37 178H40V177H37ZM42 178V177H41ZM45 178H48V177H45ZM44 178V180H47V179H45ZM71 178V177H70ZM94 178V177H93ZM20 178H18V180H19ZM63 179V178H62ZM98 179V178H97ZM96 179V180H97ZM100 179V178H99ZM98 179V180H99ZM6 180H7V178H6ZM24 180H27V179H24ZM35 180V179H34ZM42 180V182H43V179H41ZM64 180H65V178H64ZM92 180V179H91ZM95 180V179H94ZM29 181V180H28ZM37 181V180H36ZM35 181V182H36ZM40 180H38V182H39ZM49 181H51V179H49ZM59 181H61V179L60 180H58V182ZM2 182V181H1ZM13 182H15V181H13ZM19 182H21V181H19ZM19 182H17V183H19ZM34 182V181H33ZM41 182V183H42ZM53 182V181H52ZM66 182H67V179H66ZM91 182H93V181H91ZM178 182H180V181H178ZM183 182H185V181H183ZM252 182V181H251ZM6 183V182H5ZM8 183V182H7ZM10 183H11V181H10ZM17 183H14V184H17ZM25 183H26V181H25ZM41 183H39V184H41ZM61 183H63V182H61ZM80 183V182H79ZM83 183V182H82ZM85 183V182H84ZM89 183V182H88ZM87 183V184H88ZM20 184V183H19ZM22 185L24 184V182H22L21 183ZM34 184H36V183H34ZM38 184V185H39ZM60 184V183H59ZM86 184V183H85ZM86 184V185H87ZM184 184V183H183ZM182 184V185H183ZM13 185V183H11V186ZM18 185V184H17ZM16 185V187H14L15 188V190L17 189V187H20L21 188V186L22 185H20V186H17ZM42 186L41 187H44V184L42 183L41 184ZM50 185V184H49ZM76 185V184H75ZM79 185V184H78ZM77 185V186H78ZM85 185V186H86ZM10 186V187H11ZM34 186V185H33ZM40 186V185H39ZM39 186L36 188V191H37V189L39 188ZM48 186V185H47ZM57 186V185H56ZM80 186V185H79ZM5 187V186H4ZM13 187V186H12ZM26 187L27 186H25V189H26ZM36 187V186H35ZM52 187V186H51ZM73 187V186H72ZM84 187V186H83ZM8 188V187H7ZM7 188H5L7 191H9L10 189H7ZM20 188H18V191H19V189ZM32 188V187H31ZM57 187H55V189H56ZM27 189H28V187H27ZM27 189L25 190V191H27ZM34 191H35V189L34 188H32ZM44 189L46 190V188L44 187ZM54 188H53V190H55ZM71 189V188H70ZM69 189V190H70ZM12 190H13V188H12ZM14 190V191H15ZM22 190V189H21ZM42 190H43V188H42ZM41 190V191H42ZM73 190V189H72ZM13 191V192H14ZM17 191V190H16ZM17 191V192H18ZM25 191L22 193V195L25 193ZM39 191V190H38ZM44 191V190H43ZM42 191V192H43ZM256 191V192H257ZM22 192V191H21ZM31 192V191H30ZM50 192V191H49ZM224 192H225V190L224 191H221L220 193H222L223 194V196H224ZM263 192V194H264V191H262ZM18 193H20V192H18ZM31 193H35V192H31ZM62 193V192H61ZM227 193V192H226ZM258 193V192H257ZM4 194H5V192H4ZM13 195V194H12ZM11 194H10V196H12ZM16 195V194H15ZM25 195V194H24ZM32 195V194H31ZM217 195H219V193L217 194ZM229 195V194H228ZM4 196V195H3ZM18 196H21L20 194L18 195ZM60 196H62V195H60ZM68 196H70V195H68ZM210 196V195H209ZM214 196H216V195H214ZM222 195L220 196L221 198L223 197ZM232 196V195H231ZM5 197H6V195H5ZM13 197H15V196H13ZM12 197V198H13ZM29 197V196H28ZM34 197H35V195H34ZM41 197V196H40ZM67 197V196H66ZM239 197L240 196H237L235 199H232V200H230V201H224V202H220L221 200H223V199H226V198H223V199H221V200H219L218 202L219 203H217L216 205H223V206H221L222 207V210H220V212L219 213H217V211L221 208L220 206H214L213 205V209H211L209 212H207L205 215H203L202 217H199V218H197L196 220H193V222H191V224H189V226L188 227H190V228H196L197 229V227H199L200 225H204V230L203 231H201V233L200 234H198L197 236H195L194 238H193V241H191V242H188V243H185V244H183V245H181V246H179V247H177V249H176V251L174 250V251H167V252H164V253H159V255H161L162 256V258H163V261H164V264H166V263H168V262H173V260L174 259H176V258H179V257H182L183 255H185L186 253H188L191 249L193 250V248L194 247H196V246H202L201 248V251L197 254V255H195V256H193V257H191V259H187V261L186 262H184L183 264H227L228 263V261H232L233 259H235L236 257H237V255H241L242 256V259L243 260H247L250 256H251V254L253 253L252 252V249L253 248H255V250L259 247V249L257 250V253H259L260 255L261 254H263L261 251H260V246L263 244V242H264V209H263V211H257V209H258V206H259V204H260V202L259 201H256L255 202V204L253 205V206H251V208H249V210L248 211H244V212H241V213H239V212H237L238 211V209H239V207L242 205L241 204V201L240 202H237L238 201V199H239ZM19 198V197H18ZM21 198V197H20ZM210 198V197H209ZM212 198H213V196H212ZM10 199H11V197H10ZM35 199V198H34ZM51 199V198H50ZM2 200H5V198H3ZM20 200V199H19ZM19 200H17V201H19ZM24 200V199H23ZM55 200H57V199H55ZM207 200H211L212 201V199H207ZM21 201V200H20ZM26 201V200H25ZM48 201V200H47ZM51 201V200H50ZM8 202H12V201H8ZM22 202V201H21ZM32 202H34V200H32ZM52 202V201H51ZM50 202V203H51ZM203 202H205V201H203ZM202 202V204H204ZM207 202V201H206ZM2 203V202H1ZM0 203V204H1ZM4 203H5V201H4ZM7 204V203H6ZM5 204V205H6ZM16 204V203H15ZM23 204V203H22ZM48 204H49V202H48ZM47 204V205H48ZM212 204H213V202H212ZM214 204H215V202H214ZM3 205V204H2ZM7 205H9V204H7ZM25 205H26V203H25ZM43 205V204H42ZM47 205H45L46 207H47ZM209 205H211V204H209ZM13 206V205H12ZM45 206L43 207V208H45ZM49 206V205H48ZM0 207H1V205H0ZM4 207V206H3ZM6 207V206H5ZM29 207V206H28ZM38 207V206H37ZM42 207V206H41ZM198 207H199V205H198ZM40 208V207H39ZM81 208H83V210L84 209H87V207L86 208H84V207H81ZM218 208V209H217ZM238 208V209H237ZM4 209V208H3ZM14 209V208H13ZM50 209V208H49ZM5 210V209H4ZM4 210L2 211V209H1V211L2 212H4ZM63 210H65V209H63ZM88 210V209H87ZM86 210V211H87ZM78 211L80 212V210L78 209ZM89 211V210H88ZM83 211H81V213H82ZM90 212V211H89ZM5 213V212H4ZM15 214H16V212H15ZM79 214V213H78ZM84 214H85V210H84ZM83 214V215H84ZM87 214V213H86ZM85 214V215H86ZM89 214V213H88ZM21 215V214H20ZM48 216H49V214H48ZM90 216V215H89ZM88 216V217H89ZM6 217V216H5ZM46 217V216H45ZM62 217V216H61ZM79 217V216H78ZM22 218V217H21ZM64 218H66V216L64 217ZM67 218H68V216H67ZM66 218V219H67ZM77 218V217H76ZM1 219H2V217H1ZM66 219H65V224H67L68 222H66ZM68 219H70V218H68ZM47 220V219H46ZM49 220V219H48ZM72 220H75V219H72ZM78 220V219H77ZM85 220H86V218H85ZM8 221V220H7ZM31 221V220H30ZM67 221H69V220H67ZM79 221V220H78ZM82 221V220H81ZM80 221V222H81ZM84 221V220H83ZM79 222V223H80ZM3 223V222H2ZM18 223V222H17ZM28 223V222H27ZM53 223V222H52ZM78 223V222H77ZM246 223H248V227H246L245 228V230H247L245 233L243 232V233H241L240 232V230H243L244 231V229H242V225H244V224H246ZM51 224V223H50ZM64 224V225H65ZM73 224H75V223H73ZM87 225H88V223H86ZM27 225V224H26ZM52 225V224H51ZM50 225V226H51ZM53 225H55V224H53ZM77 226H78V224H76ZM75 225V226H76ZM247 225V224H246ZM245 225V226H246ZM16 226V225H15ZM20 226V225H19ZM22 226V225H21ZM24 226V225H23ZM74 226V225H73ZM26 227V226H25ZM52 227V226H51ZM57 226H55V228H56ZM62 227V228H61ZM60 227V229L59 230H61V229H63V226H61ZM67 227V226H66ZM72 227V226H71ZM88 227V226H87ZM221 228L222 229V232H223V234H222V239L220 240V241H218V237H214V234H215V232H213L214 230L216 231V228ZM24 227H22L21 229H23ZM27 228V227H26ZM49 228V227H48ZM54 228V229H55ZM68 229H69V227H67ZM66 228V229H67ZM73 228V227H72ZM218 228V229H219ZM53 229V230H54ZM59 230H58V232H59ZM65 230V229H64ZM211 231V232H210ZM54 232V231H53ZM15 233H17V231H15ZM76 233V232H75ZM213 233V234H212ZM1 234L2 235H4V229H3V231L1 230ZM53 234H55V233H53ZM52 234V235H53ZM69 235V234H68ZM172 235V234H171ZM66 236V235H65ZM22 237V236H21ZM31 238V237H30ZM217 238V240H215ZM20 239V238H19ZM59 239H61L60 237H59ZM58 239V240H59ZM64 239V238H63ZM65 240V239H64ZM12 241H14V240H12ZM11 241V242H12ZM16 241H18V240H16ZM33 241V240H32ZM164 241H169L168 239H164ZM22 242V241H21ZM57 242V241H56ZM63 242V241H62ZM65 242V241H64ZM9 243V242H8ZM17 243V242H16ZM29 243V242H28ZM60 243V242H59ZM68 243H69V241H68ZM11 244H13V242L11 243ZM11 244H10V246H11ZM7 246V245H6ZM28 246H30V245H28ZM32 246V245H31ZM9 247V246H8ZM58 247H59V245H58ZM23 248V247H22ZM7 249V248H6ZM195 249V248H194ZM2 250H4V248H2ZM20 250V249H19ZM223 251V252H221L222 253V256H218L217 258H213V253L215 252V251ZM2 252H4V251H2ZM166 253H167V255H166ZM190 253V252H189ZM1 254V253H0ZM31 254V253H30ZM30 254H28V255H30ZM48 254V253H47ZM191 254H192V251H191ZM190 255V254H189ZM36 256V255H35ZM47 256V255H46ZM184 257V256H183ZM190 257V256H189ZM259 259L260 258H262V256H259L258 257ZM26 260V259H25ZM31 260V259H30ZM94 260V259H93ZM179 260V259H178ZM262 260V259H261ZM22 261H23V259H22ZM21 262V261H20ZM19 262V264H23V263H20ZM27 262V261H26ZM92 262V261H91ZM214 262V263H213ZM29 263H30V261H29ZM94 263V262H93ZM163 263V262H162ZM239 264H246V262H240Z\"/></svg>","mask_w":264,"mask_h":264}]
</instances>
